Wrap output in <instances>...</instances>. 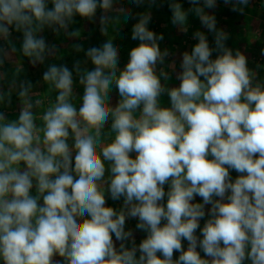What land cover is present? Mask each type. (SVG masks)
Returning <instances> with one entry per match:
<instances>
[{
    "label": "clouds",
    "instance_id": "clouds-1",
    "mask_svg": "<svg viewBox=\"0 0 264 264\" xmlns=\"http://www.w3.org/2000/svg\"><path fill=\"white\" fill-rule=\"evenodd\" d=\"M47 2L0 0V34L9 35V26L22 29L24 54L40 62L46 45L34 35V22L63 28L75 15L91 19L98 8L112 7V0H51V9ZM214 5L204 0L205 7ZM172 8L173 23L185 22L181 6ZM195 12L215 33L216 48L195 33L198 43L183 53L178 87L165 89L156 74L168 53L144 15L132 28L139 44L118 75L111 39L88 49L94 68L79 75L78 110L69 102L73 72L51 65L43 80L59 91L42 129L30 100L16 120L0 112L2 264H264V84L253 85L246 57L225 47L215 18L199 6ZM214 50L221 54L212 59ZM74 69L80 73L79 62ZM113 82L120 97L114 109L107 103ZM29 88L19 95L27 97ZM165 92L170 107L160 105ZM110 116L114 138L98 151ZM230 170L239 173L234 180ZM106 192L123 199L119 211L106 206ZM196 196L202 203L193 202ZM205 205L211 207L201 228ZM128 218L147 233L139 245L126 230Z\"/></svg>",
    "mask_w": 264,
    "mask_h": 264
},
{
    "label": "rangeland",
    "instance_id": "rangeland-1",
    "mask_svg": "<svg viewBox=\"0 0 264 264\" xmlns=\"http://www.w3.org/2000/svg\"><path fill=\"white\" fill-rule=\"evenodd\" d=\"M159 2H161V4ZM155 3L158 6H154ZM173 3L179 4L182 11L187 14L185 22L173 23ZM137 6H145L149 12L148 16L150 19L147 24L148 29L154 32L157 36H163V39L158 40L157 43L161 52L163 53L166 50L168 55L164 57L162 63H157L155 71L160 77L161 84L165 89H171L179 86L180 80L178 76L182 71L180 66L182 56L185 52L191 53L194 45L198 43V38L195 36V33H203L207 38L209 47L212 49L216 48L215 36L210 34L211 31H209L208 28L201 23L200 17L195 12V8L197 6L203 8L204 14L215 18V24L218 25L219 31H222L226 35V39L224 41L225 47L231 50L233 55L239 51L246 57L247 66L254 74L253 85H256L257 83L264 84V9L260 8L253 11L252 5L248 4V2L241 3V0H228L227 3L225 0H215V5L211 8L204 6V0H199L198 4L191 3V0H112V7L110 9L103 10L98 8L97 10H99V12L98 15L94 16V20L84 26H80V29L82 27V31L86 32V29L93 27L94 31H96L98 35L102 32V28L106 29V32L116 31L130 22L133 12H135ZM69 25L70 24L67 22V26L63 27L61 30L66 32L70 29ZM50 27V29H47V35L45 34L41 36V38L44 39L46 45L45 52L42 54L43 60L47 55L50 54L51 50L57 49L60 52H64L66 51V48H70L71 46V43L69 42H62V31L56 32L57 28L60 27L58 24L53 23L50 25ZM48 30L52 31V33L50 34ZM9 31H11V33L9 32V35L7 36L0 34L1 93L10 91H4L2 87V84H4L7 77H10L8 79L10 82L9 89H11L13 92H17L23 83L21 81L24 79L23 75L26 73V67L28 68L29 66V71L35 72L41 70L43 66V63L35 60V57H29L24 54L22 47L24 35L16 33L19 30L15 31L13 26H9ZM94 37L95 36H92V38ZM18 38H21L22 40L19 41ZM74 40V38L73 40L70 38V41L73 42ZM12 43H16L18 45L13 46ZM131 43L132 40L126 41V44L129 46ZM138 44L139 42L135 43V46ZM212 54H214V58L212 59H215L217 55L221 53L217 50H214ZM23 67L25 70H23ZM123 68V64H118L117 75L119 70H122ZM85 71L88 70L80 69V73H77L76 71L73 73V92L69 98V102L72 103L77 108V110L82 105V97L84 94L83 85L79 83V75L83 74ZM161 73L164 75H161ZM31 87L33 88L32 91L30 90L31 93L26 98V100L24 99L21 109H17L16 112L20 114L22 106L24 107L26 102L30 100L33 103V108L31 111L34 113V117L36 118L35 123L38 128L42 129L44 126L42 119L43 114L49 108L55 106L57 103V95L59 90L55 88L52 82H46L41 78L39 79L38 83H36V85H31ZM37 100L39 101V104H36ZM159 100L162 107H170V98L166 92L161 95ZM119 102L120 97L115 87V83L113 82V84L110 85L107 103L109 107L111 106V108L114 109ZM136 115L138 116L139 112H137ZM110 121L111 116L109 117V122ZM40 133L42 139L43 132L41 131ZM69 140L70 143L72 142L70 144V147H72L73 140L71 134ZM110 142L111 141L106 142L105 145ZM103 146L104 145H101L100 148ZM99 149L97 150L99 151ZM232 174L233 173L230 172V175ZM236 176L238 175L236 174ZM236 176L233 175V180L236 178ZM107 179L108 173L106 172L105 181H107ZM103 187L106 190L107 183H104ZM165 190H168V185H165ZM105 194L108 206H111L119 211L123 206V199L113 201L107 192ZM195 201H200V203H202V198L196 196L193 202L195 203ZM40 203L42 204V201H40ZM210 207V205H205L206 216L200 220L201 228L209 218L207 212ZM137 222V219L128 218L126 219L125 227L126 230L132 231L135 243L139 245V243L144 238H146L147 233L136 228ZM196 234L197 236L201 235L199 229H197ZM113 239L115 241V237H113ZM115 243L118 247L119 241H115ZM182 244L186 250L188 247V242L183 240ZM129 246H131L130 242ZM197 251H200L202 257L204 256V253L199 248ZM157 255L160 254L158 253ZM178 256L179 253L174 252L173 259H177ZM55 259L59 260L60 257L57 256ZM0 264H2L1 261Z\"/></svg>",
    "mask_w": 264,
    "mask_h": 264
},
{
    "label": "trees",
    "instance_id": "trees-1",
    "mask_svg": "<svg viewBox=\"0 0 264 264\" xmlns=\"http://www.w3.org/2000/svg\"><path fill=\"white\" fill-rule=\"evenodd\" d=\"M171 2V1H170ZM248 4L252 5V10H257V9H264V0H247ZM161 4V2H159ZM177 4L173 3L172 5ZM154 6H158L156 3ZM99 10L96 11L95 15H98ZM149 12L145 8V6H137L135 12H133L132 18L128 24H125L123 27L116 31H105L101 32L99 35L94 31L93 27L86 29V32L82 31V27L80 29V26H84L87 23L91 22L94 20V17L91 19L88 18H83L79 15H75L68 23L69 25V30L66 32L62 31L61 32V37H62V42H69L71 43L70 48H66V51L60 52L59 50H51L50 54L47 55L44 60H43V66L42 69L39 71H29V66L28 68L23 67V70L26 71V73L23 75L24 79L21 81L23 82L21 87H28L30 85V88L28 90V95L32 91L31 85H36L38 83L39 79H43V74L45 71L48 70L49 66L51 65H56V66H67L70 71L73 73L75 72L74 65L79 62L80 69L84 70H90L94 68V65L92 64L91 60L86 56V53L88 49L92 47H101L103 43L108 41L109 39L112 40L113 44L117 46L118 48V64H123L124 67L127 64L129 60V52L133 47L135 46V43L139 42L138 40H133L132 39V28L133 26L139 22L140 18L144 15H148ZM216 30L219 31L218 25L215 24ZM13 29L16 31V29L13 26ZM76 32V35H70V33ZM80 34V35H79ZM213 36H215L214 32H210ZM82 36V37H81ZM92 36H95L92 38ZM75 39L73 42L70 41ZM132 40V43L130 46L126 44V41ZM136 41V42H135ZM83 42V43H82ZM79 48V50H77ZM1 53V51H0ZM212 58H214V54H212ZM32 67V66H30ZM33 70V68H32ZM29 74H28V73ZM28 74V77H27ZM10 77H7L2 84V87L4 91H7L5 93L0 92V96H3V100H0V112H3L6 121H12L18 119L19 114L16 112L17 109H21V105L24 101L26 100L27 97H21L19 95L21 91V87L17 92H13L11 89H9V79ZM31 90V91H30ZM12 91V92H11ZM111 107V106H110ZM23 108V106H22ZM35 118V117H34ZM36 119V118H35ZM109 122V121H108ZM111 122V121H110ZM110 122L106 124L102 130H101V135H100V142L98 144V148H100L101 145H105L106 142L111 141L114 138V133L111 132V125ZM41 135V133H40ZM69 146L70 140L68 141ZM233 174L231 175L232 178L233 175L236 176L239 175V173L235 172L234 170H230ZM237 177V176H236ZM167 191V190H165ZM32 195H37L35 188L32 190ZM166 197H165V202H166ZM42 201V200H41ZM199 202L200 201H195ZM106 206H108V202H106ZM163 223V221H162ZM139 255V253H137ZM62 259V258H60ZM2 263V261H1ZM248 264V262H247Z\"/></svg>",
    "mask_w": 264,
    "mask_h": 264
},
{
    "label": "crops",
    "instance_id": "crops-1",
    "mask_svg": "<svg viewBox=\"0 0 264 264\" xmlns=\"http://www.w3.org/2000/svg\"><path fill=\"white\" fill-rule=\"evenodd\" d=\"M52 3H51V0H48V2H47V7L49 8V9H51L52 8ZM32 27L35 29V31H34V35L37 37V38H41V36H43V35H47V29H50L51 27H50V25L49 24H44V25H42L40 28H37L36 27V23L34 22L33 23V25H32ZM61 29H63L62 27H58L57 28V30H56V32L57 31H62ZM49 31V30H48ZM10 33H11V31H9ZM56 32H53V33H56ZM16 33H18V34H20V35H24V33H23V30L21 29V30H19L18 32H16ZM49 33L51 34L52 33V31H49ZM18 40L19 41H21L22 39L21 38H18ZM9 45V44H8ZM12 45L13 46H17L18 44H16V43H12ZM22 45V44H21ZM9 47V46H8ZM7 47V48H8Z\"/></svg>",
    "mask_w": 264,
    "mask_h": 264
}]
</instances>
